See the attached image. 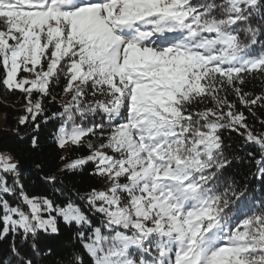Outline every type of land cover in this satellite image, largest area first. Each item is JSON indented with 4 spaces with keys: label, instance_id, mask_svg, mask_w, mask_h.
I'll use <instances>...</instances> for the list:
<instances>
[{
    "label": "snow or ice",
    "instance_id": "1",
    "mask_svg": "<svg viewBox=\"0 0 264 264\" xmlns=\"http://www.w3.org/2000/svg\"><path fill=\"white\" fill-rule=\"evenodd\" d=\"M257 78L264 0H0V85L22 95L19 125L37 148L53 123L59 149L87 151L60 172L91 164L100 185L53 173L33 193L0 151V264H264V195L229 171L235 133L264 194ZM61 224L75 242L57 259Z\"/></svg>",
    "mask_w": 264,
    "mask_h": 264
},
{
    "label": "trees",
    "instance_id": "2",
    "mask_svg": "<svg viewBox=\"0 0 264 264\" xmlns=\"http://www.w3.org/2000/svg\"><path fill=\"white\" fill-rule=\"evenodd\" d=\"M264 89V78H257L250 80L246 86V90L259 93ZM55 93H61V88H56ZM69 97L67 94L61 93L57 96V104L67 100ZM51 110L56 111L57 107L49 105ZM257 115L259 116L264 110L257 109ZM0 113L3 115L0 119V151H11L15 159L19 161L21 167L22 180L26 186V189L33 193H43L45 191H51L50 185H46L42 182L41 177L50 174H58V179L63 182L64 186L73 190H80L81 193L87 191L90 187H99L97 178L89 175V170L92 165H88L82 171L63 172L60 170L64 167L67 161H62L60 157L69 156L74 158L81 154L86 155L85 149L76 148L71 153L59 149L52 138V134L55 129L53 123L48 125H42L39 133V146L32 148L30 143V137L33 135L32 130L29 127L19 125V119L24 114V101L19 91L10 92L0 85ZM251 122V118H250ZM55 123V122H54ZM259 129V124H256ZM19 133V136L17 135ZM228 135V133H225ZM232 135V141L234 147L232 149L233 154L237 156V163L233 164L229 169L232 173H237V179H248L252 184L253 194L259 198L264 195L260 192L259 181H251L249 173L255 171L253 162L248 161L247 152L253 150L252 147L244 149L242 152L240 148L239 138L235 133ZM243 160V162H240ZM61 236L52 238L47 243L54 244L56 247V258L59 259L60 255H66L68 247L75 241L71 239L72 232L66 226L61 224ZM9 240L0 242V252L7 251ZM52 257L47 252L44 253L43 264H51Z\"/></svg>",
    "mask_w": 264,
    "mask_h": 264
},
{
    "label": "rangeland",
    "instance_id": "3",
    "mask_svg": "<svg viewBox=\"0 0 264 264\" xmlns=\"http://www.w3.org/2000/svg\"><path fill=\"white\" fill-rule=\"evenodd\" d=\"M3 115L0 113V119H2Z\"/></svg>",
    "mask_w": 264,
    "mask_h": 264
}]
</instances>
